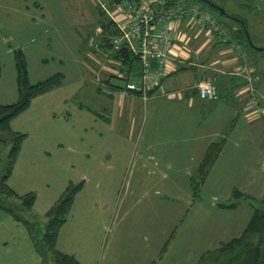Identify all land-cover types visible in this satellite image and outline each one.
Returning <instances> with one entry per match:
<instances>
[{
    "label": "rangeland",
    "instance_id": "obj_1",
    "mask_svg": "<svg viewBox=\"0 0 264 264\" xmlns=\"http://www.w3.org/2000/svg\"><path fill=\"white\" fill-rule=\"evenodd\" d=\"M213 1L245 20L252 43L264 46V0ZM209 11L224 24L228 38L213 35L214 46L201 54L207 62L219 61L206 77L219 93L222 83L229 90L228 81L235 78L233 96L224 92L217 101L197 100L187 108V102H172L158 92L148 102L139 98L132 112L128 96L115 130L93 110L76 107H93L104 99L99 88L107 92L112 78L114 85L126 86L115 76L127 68L115 62L112 51L98 47L96 0H0V103L19 98L18 51L24 55L30 84L64 75L61 87L34 98L11 122L25 138L6 184L20 196L33 194L34 206L26 210L17 198L0 203L16 208L43 235L49 224L46 213L67 189L81 185L82 193L68 214L73 233L67 237L75 238L70 243L77 254L90 252L87 264H110V258L113 264H133L146 254L151 264H197L204 253L239 238L254 209L264 208V51L231 41V31L239 24ZM250 81L261 106L254 122L238 115L233 101ZM248 99L247 94L235 97L244 108ZM176 103L183 106L188 121L197 123L198 137L212 133L207 141L223 143L203 181L200 159L180 161L171 143L150 149L179 137L178 120L171 114ZM132 114L137 123L130 132ZM192 134L183 138L192 139ZM11 150L10 143L0 150V182L7 175ZM178 189L182 192L176 193ZM156 205L163 208L153 213ZM12 259L15 264H44L27 227L0 208V264Z\"/></svg>",
    "mask_w": 264,
    "mask_h": 264
},
{
    "label": "trees",
    "instance_id": "obj_2",
    "mask_svg": "<svg viewBox=\"0 0 264 264\" xmlns=\"http://www.w3.org/2000/svg\"><path fill=\"white\" fill-rule=\"evenodd\" d=\"M123 1L125 0H116L117 3ZM191 1L200 4L207 10H215L201 0ZM98 10L100 15L98 26H101L102 28V33L98 38V42L103 41L105 43L104 46L109 51H112L113 59L120 63L122 68H127L126 70L132 77L139 78L142 73L139 59L126 48H121L117 51L114 50L113 45H111L110 37L117 35L118 31L99 6ZM241 20L242 22L239 24L240 27L231 31V41L235 40L239 44L244 45L245 48L253 49L246 36V30L248 29L247 23L245 20ZM242 23H244V26ZM16 59L19 77V98L12 104L0 103V150L2 146H7L8 143L12 145V150L9 154L7 175L4 176L2 182H0V199H20L26 210H32L36 197L33 196V194L20 196L6 184V180L13 172L14 165L21 151L22 142L25 138L24 134L15 132L12 129L11 122L29 108L34 98L61 87L64 82V75L58 73L45 81L37 84H30L25 58L21 51L16 52ZM121 72H124V69H121ZM117 78L124 81L121 77ZM117 88L127 90L126 86H118ZM221 92L222 91L220 90V93ZM222 148L223 143H212L208 148L199 168L202 181L206 179L208 171L218 159ZM80 191L81 185L67 189L62 194L59 201L46 213L45 216L49 219V224L43 235H41L40 232L38 233V231H35L37 224L22 217L17 212L16 208L5 206L3 203H0V208L10 213L17 221L22 222L27 227L31 238L35 243L36 250L44 264H80L75 256L64 254L57 249L59 232L67 222L68 214L73 206L74 199ZM262 203L264 204V200H262ZM38 234L41 239L38 238ZM197 264H264V208L254 209L250 222L239 238L233 239L231 242L223 245L216 251L204 253Z\"/></svg>",
    "mask_w": 264,
    "mask_h": 264
},
{
    "label": "built area",
    "instance_id": "obj_3",
    "mask_svg": "<svg viewBox=\"0 0 264 264\" xmlns=\"http://www.w3.org/2000/svg\"><path fill=\"white\" fill-rule=\"evenodd\" d=\"M97 5L115 25L118 34L111 36V45L115 51L126 48L140 61L142 73L134 78L128 71L122 72L128 91L148 94L159 87L170 73L168 58L178 46L181 37V48L190 52L188 38L178 36L176 25L185 22L187 26L195 25L213 35L228 36L224 24L214 17L212 12L200 4L188 0H96ZM101 34L102 30L97 29ZM228 38V37H227ZM93 39V38H92ZM198 95L203 100L217 101L220 93L210 80L197 84ZM242 93L249 96L245 107L246 117L255 121L261 114L260 100L253 81Z\"/></svg>",
    "mask_w": 264,
    "mask_h": 264
},
{
    "label": "crops",
    "instance_id": "obj_4",
    "mask_svg": "<svg viewBox=\"0 0 264 264\" xmlns=\"http://www.w3.org/2000/svg\"><path fill=\"white\" fill-rule=\"evenodd\" d=\"M99 28L102 30L101 26H98L96 28V30ZM95 32L97 35L96 39L98 42V38L101 34H98L97 31H95ZM176 32H177L178 36L181 35L182 37H185V39L188 38L187 40L189 42L188 47H189L190 52L186 53L185 51H183V49L181 48V46H182L181 44H183V42H181V37H179L180 39H179V41H177L179 47H176L173 50V53L168 58L170 73L162 81V83L159 87H157L153 91L148 92V94L145 95L143 93H136V92L124 90L122 88L121 89L117 88L118 86L113 84L114 78H112L110 80L111 82L107 81L108 82V88H109L107 92L103 91L102 89L99 88L98 94H100V95H102V97H104V99L100 98V101L102 100V102H100V101L94 102L92 104L93 107L83 106V105L76 106V107L78 109H81L84 111L85 110H89V111L93 110L96 115L103 117L104 119L110 121V123L112 124V129L116 130L117 129V121L119 118H121V115H123V111L126 108L125 107V101L127 100L128 96H130V102L132 103V106L130 108L131 112L137 110V108L135 107V104L138 103L139 98L143 99L145 102L146 101L148 102L150 100L149 96H153L154 94H156L158 92H161L162 95L165 94L166 96H168L169 100L172 102H174V101H178L180 103L187 102L188 103L187 108H193L195 106V103L197 100L202 101V102H208V101L212 102L211 100L201 99L197 93V88H196L197 84L202 82V81H206V80L211 81L210 78L207 79V77H208L207 75L210 73H213L212 71L215 70V68H213L212 66L219 63V61L217 62L215 60H210L209 62H207V59L203 58L202 57L203 55H201V54H203V52H207V53L209 52L207 46H214L212 43V41H213L212 37H210L206 31L200 30L195 25L187 26V24L185 22L181 23L180 25H176ZM202 35L204 37V42L200 41ZM91 38H93V37H91ZM104 44L105 43L103 41L98 42V47L102 48V47H104ZM197 44H201V45H200V47H198L196 49ZM115 78H117V77L115 76ZM229 80L230 81H228V83L230 85L232 84L231 87L228 90L225 88L228 86L224 85L225 83L224 84L222 83L219 87V89L222 91L220 94H224V92H227L229 95L233 96L232 95L233 91L231 90V88L232 89L235 88L237 86V84H236L235 78H233V79L230 78ZM107 82H104V83H107ZM84 83H86V82H84ZM84 88H85V85L83 84L81 87L82 98L86 97L85 91H83ZM92 89H96L98 91V88H96V87H93ZM96 90H94V91H96ZM242 92H243V90L238 92V94H236L233 97V101L235 102L234 105H235V108L237 110V114L238 115H244V117L249 122H254V121L249 120L246 117V114L244 112L245 108L238 103L239 101L235 100V97L238 98L239 96H242L245 94ZM180 103H176V107L174 108V110H172L173 113H171L175 116V119L178 120L177 125L175 126L176 127L175 130L178 131V133L176 135H178L179 137L175 141L172 140L173 143H172V141H163V142H159V143L155 144L154 146L150 145V146H152V148H150V149H153L155 147H157L158 149L159 148H166L167 146H170L169 143H171L172 147L174 148L173 152L175 153V155H177V159H180V161L183 159L184 160L190 159V161L194 162V161H197L200 159L202 162L207 151H208V148L213 143L212 141H207V139L210 140L212 133L207 134L208 136L206 135V133L205 134L200 133L199 137H198L197 136L198 135L197 123L196 122L194 123V121H188L187 120L188 116L184 110L180 109V107H183ZM133 107H135V108H133ZM170 110L171 109L168 107L165 108V111L167 113H169ZM128 123H129V125H128L129 130H130V132H132L133 127H135V125L137 123L135 121L133 114H132V116H130ZM182 130H184V131L189 130V131H188V133L185 132L182 134L180 132ZM195 131H196V133H195ZM189 133L190 134L193 133L192 139L188 138L187 136L185 138H183L184 135H188ZM222 151L220 152V155H221ZM220 155H219V157H220ZM152 157L153 156H148L147 158H152ZM212 168H213V166H212ZM179 190L182 192V189H178V192H176V193H180ZM144 191H145V189H139V192L141 194L144 193ZM81 193H82L81 191L78 193L76 199L78 198V196ZM157 193H159V192H157ZM161 206H163V205H161ZM72 207H73L72 209L74 210V205ZM159 208H163V207L157 206V208L154 210L153 213H158ZM158 217L162 218L161 216H158ZM159 218H157V219H159ZM69 219L70 218L68 217L67 222L63 225V227L61 228V230L59 232V237L57 240V249L64 254L75 256L80 264H87L89 261L90 252L77 254L78 251L77 250L75 251L74 248L71 246V243H70V240L75 241L74 240L75 238L71 239V238L67 237L68 236L67 234L73 233V231H70ZM14 220L17 223H22V222L17 221L15 218H14ZM3 241H4V239H3ZM66 241H68V244L66 243ZM5 244H6V242L3 243V245H5ZM150 247H152V246H150ZM35 249H36V247H35ZM154 257L152 259H154ZM109 260H110V262H109L110 264H113V262L115 261V260H113V258H110ZM147 260H148V255L146 254L144 257H141V259L137 260L133 264H151V262H149V260L148 261ZM10 264H15V261L12 259L10 261Z\"/></svg>",
    "mask_w": 264,
    "mask_h": 264
},
{
    "label": "water",
    "instance_id": "obj_5",
    "mask_svg": "<svg viewBox=\"0 0 264 264\" xmlns=\"http://www.w3.org/2000/svg\"><path fill=\"white\" fill-rule=\"evenodd\" d=\"M201 1H203L204 3H206L207 5H209L210 7L214 8L215 10H217L221 15L226 16V17L229 18V15H228L227 11L223 7H221V6H219V5L211 2L210 0H201ZM242 25L244 26V23H242ZM246 36H247V39L249 41V44L253 47V49L255 51H257V52L264 51V46L263 47H257V46H255L252 43L251 38H250V35H249V33H248L247 30H246Z\"/></svg>",
    "mask_w": 264,
    "mask_h": 264
},
{
    "label": "flooded vegetation",
    "instance_id": "obj_6",
    "mask_svg": "<svg viewBox=\"0 0 264 264\" xmlns=\"http://www.w3.org/2000/svg\"><path fill=\"white\" fill-rule=\"evenodd\" d=\"M211 2L215 3L213 0H210ZM217 4V3H215ZM218 5V4H217ZM220 6V5H219ZM222 7V6H221ZM230 19H233L235 22L237 21L238 24H241L242 20L240 18H235L232 17L231 15L229 16Z\"/></svg>",
    "mask_w": 264,
    "mask_h": 264
}]
</instances>
